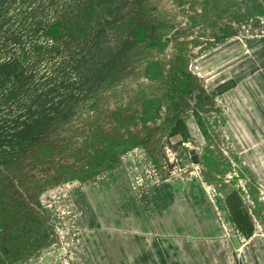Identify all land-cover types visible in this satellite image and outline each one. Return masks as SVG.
Segmentation results:
<instances>
[{
    "label": "rangeland",
    "instance_id": "obj_1",
    "mask_svg": "<svg viewBox=\"0 0 264 264\" xmlns=\"http://www.w3.org/2000/svg\"><path fill=\"white\" fill-rule=\"evenodd\" d=\"M257 16L264 0H0V264L75 259L111 179L146 198L218 174L220 72Z\"/></svg>",
    "mask_w": 264,
    "mask_h": 264
},
{
    "label": "crops",
    "instance_id": "obj_2",
    "mask_svg": "<svg viewBox=\"0 0 264 264\" xmlns=\"http://www.w3.org/2000/svg\"><path fill=\"white\" fill-rule=\"evenodd\" d=\"M232 42L235 62L218 84L226 152L218 177L207 169L146 198H117L111 179L90 206L98 225L82 229L67 264H264V17Z\"/></svg>",
    "mask_w": 264,
    "mask_h": 264
}]
</instances>
